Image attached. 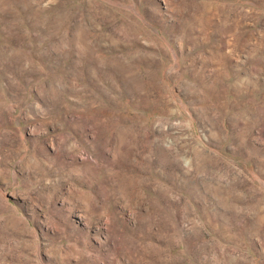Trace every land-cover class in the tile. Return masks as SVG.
<instances>
[{
    "label": "rangeland",
    "instance_id": "obj_1",
    "mask_svg": "<svg viewBox=\"0 0 264 264\" xmlns=\"http://www.w3.org/2000/svg\"><path fill=\"white\" fill-rule=\"evenodd\" d=\"M0 264H264V0H0Z\"/></svg>",
    "mask_w": 264,
    "mask_h": 264
}]
</instances>
